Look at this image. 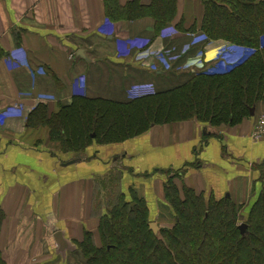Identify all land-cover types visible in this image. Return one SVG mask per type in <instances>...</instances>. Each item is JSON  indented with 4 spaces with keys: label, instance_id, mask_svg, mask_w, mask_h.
<instances>
[{
    "label": "crops",
    "instance_id": "1",
    "mask_svg": "<svg viewBox=\"0 0 264 264\" xmlns=\"http://www.w3.org/2000/svg\"><path fill=\"white\" fill-rule=\"evenodd\" d=\"M105 1L0 0V253L5 264H80L70 251L62 255L54 236L62 232L77 248L86 233L96 232L95 181L111 172L121 176L125 196L131 187L161 219L160 228L171 227V218L164 220L158 207L164 206L162 183L172 176L179 190L186 186L206 198L229 197L245 207L258 194L264 139L255 142L251 134L264 116L262 102L253 116L232 127L194 120L156 125L122 143L93 144L82 157L62 152L50 140L48 126L34 119L28 124L38 105L46 106L48 119L75 95L124 103L210 66L227 70L215 58L221 42L209 43L199 56L193 51L196 34L174 28L181 17L193 22V0H177L174 22L158 36L151 18L116 22L114 32L106 33ZM116 1L123 7L132 0ZM150 1L140 0L142 5ZM167 56L169 69L162 61ZM72 160L75 164L64 165Z\"/></svg>",
    "mask_w": 264,
    "mask_h": 264
},
{
    "label": "trees",
    "instance_id": "2",
    "mask_svg": "<svg viewBox=\"0 0 264 264\" xmlns=\"http://www.w3.org/2000/svg\"><path fill=\"white\" fill-rule=\"evenodd\" d=\"M193 1V22L181 17L174 28L196 34L199 42L193 51L201 55L213 42L232 48L226 63L219 59L223 48L217 49L215 58L226 71L189 74L168 89L124 103L75 95L48 119L46 106H36L28 124L34 119L48 126L50 140L62 152L79 156L93 144L122 143L156 125L194 120L207 127H232L247 119L251 108L264 103V0ZM176 15L177 0H151L149 5L132 0L123 7L106 0L102 30L113 33L116 22L151 18L158 36ZM174 179L162 188L164 206L175 218L170 228L154 234L146 203L131 187L130 202L116 191L117 201L105 205L96 232L86 233L77 246L87 264H264V171L248 207L225 196L206 198L186 186L179 190ZM2 219L0 210V227ZM0 264H5L1 253Z\"/></svg>",
    "mask_w": 264,
    "mask_h": 264
},
{
    "label": "rangeland",
    "instance_id": "3",
    "mask_svg": "<svg viewBox=\"0 0 264 264\" xmlns=\"http://www.w3.org/2000/svg\"><path fill=\"white\" fill-rule=\"evenodd\" d=\"M221 50V49H220ZM219 53V51L217 52ZM222 54V51L220 53V55ZM229 57V55H228ZM94 154V153H93ZM78 157H82V155H79ZM85 179V176H81L80 180ZM88 179V178H86ZM121 176H119V174L117 172H111L108 175L105 176H97L96 178V185L94 187V192H93V196H92V214H94L97 218L101 216V213L103 214V211L106 212L105 210V205L107 204H114L117 201V195L115 194L116 191H119L122 193L121 191ZM167 181V180H166ZM103 182V186L101 185V188L99 187V184ZM167 182L162 183V188L163 186L166 185ZM124 188V187H123ZM257 190H258V186H257ZM123 194V193H122ZM219 199V198H216ZM126 201H131V196L128 193V195L126 196ZM254 201V199H253ZM252 201V202H253ZM161 202H163L165 204V200L163 198V191H162V200ZM151 207V206H150ZM159 208V213L161 214V216L164 218V220L168 217L171 218V225L175 223V218H173L170 215V212L166 206H160ZM152 212L155 213V210H151ZM151 218H150V222H158V226L161 223V219L160 220H156L154 218V214L150 213Z\"/></svg>",
    "mask_w": 264,
    "mask_h": 264
},
{
    "label": "water",
    "instance_id": "4",
    "mask_svg": "<svg viewBox=\"0 0 264 264\" xmlns=\"http://www.w3.org/2000/svg\"><path fill=\"white\" fill-rule=\"evenodd\" d=\"M255 107L251 108L250 110V116H253L254 114ZM76 160H72L64 165H72L75 164ZM149 229L154 233L158 234L159 233V228L155 222H152L149 224ZM241 231L243 232L245 229V226H241ZM55 241L57 243V247H59L62 255L64 256L65 251H70L73 253V255L77 258V260L80 262V264H87L86 260L84 259L82 253L77 250L76 246L73 245L69 240H66L64 238V234L62 232L56 233L54 236Z\"/></svg>",
    "mask_w": 264,
    "mask_h": 264
},
{
    "label": "built area",
    "instance_id": "5",
    "mask_svg": "<svg viewBox=\"0 0 264 264\" xmlns=\"http://www.w3.org/2000/svg\"><path fill=\"white\" fill-rule=\"evenodd\" d=\"M229 48L230 47L227 46V48L223 47L222 49V54H221L222 56L220 58L221 59L223 58V61H227L226 59L228 58V54L230 55L231 53H233V49L232 48L229 49ZM162 61H164V63L166 64V67H167L166 69H169L171 65V58L168 56L165 58L163 57ZM2 116L4 115L2 114ZM0 122H1V119H0ZM251 138L255 142H258L264 139V116H261L256 120L255 125L253 127L252 134H251Z\"/></svg>",
    "mask_w": 264,
    "mask_h": 264
}]
</instances>
